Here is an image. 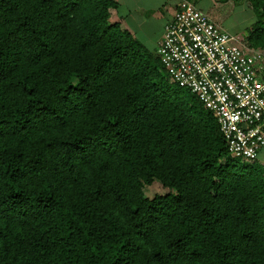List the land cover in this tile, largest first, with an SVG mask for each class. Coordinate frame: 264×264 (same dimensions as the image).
Listing matches in <instances>:
<instances>
[{
  "label": "trees",
  "instance_id": "obj_1",
  "mask_svg": "<svg viewBox=\"0 0 264 264\" xmlns=\"http://www.w3.org/2000/svg\"><path fill=\"white\" fill-rule=\"evenodd\" d=\"M117 6L0 0V264H264V165Z\"/></svg>",
  "mask_w": 264,
  "mask_h": 264
},
{
  "label": "built area",
  "instance_id": "obj_2",
  "mask_svg": "<svg viewBox=\"0 0 264 264\" xmlns=\"http://www.w3.org/2000/svg\"><path fill=\"white\" fill-rule=\"evenodd\" d=\"M157 53L173 82L217 117L230 153L255 161L264 146V48H250L192 0H180Z\"/></svg>",
  "mask_w": 264,
  "mask_h": 264
},
{
  "label": "crops",
  "instance_id": "obj_3",
  "mask_svg": "<svg viewBox=\"0 0 264 264\" xmlns=\"http://www.w3.org/2000/svg\"><path fill=\"white\" fill-rule=\"evenodd\" d=\"M180 0H117L118 6L111 9V21H119L121 25L131 31L145 45L152 38L150 48L156 52L165 33L166 24L173 18ZM215 1V3H214ZM209 7H200L214 19L213 6H221L226 0H214ZM256 14V13H255ZM216 20V19H215ZM248 35V34H247ZM244 38V39H243ZM243 43L250 48H264L251 45L247 37H242ZM147 46V45H146ZM264 73V72H263ZM258 161L264 164V146L260 149Z\"/></svg>",
  "mask_w": 264,
  "mask_h": 264
},
{
  "label": "rangeland",
  "instance_id": "obj_4",
  "mask_svg": "<svg viewBox=\"0 0 264 264\" xmlns=\"http://www.w3.org/2000/svg\"><path fill=\"white\" fill-rule=\"evenodd\" d=\"M199 7H209L214 0H193ZM225 1V0H224ZM221 6L218 4L213 6L215 10L216 21L225 29L238 34L241 37H247L253 23L256 19L255 10L252 7L250 0H226ZM215 3V1H214ZM216 4V3H215ZM210 15V14H209ZM244 39V38H243ZM153 39L150 38L146 44L148 48L154 47L152 45ZM257 162L263 164L262 162ZM264 165V164H263ZM166 188L159 182L147 185L145 188L146 195L149 197L154 196L156 193L166 192Z\"/></svg>",
  "mask_w": 264,
  "mask_h": 264
}]
</instances>
